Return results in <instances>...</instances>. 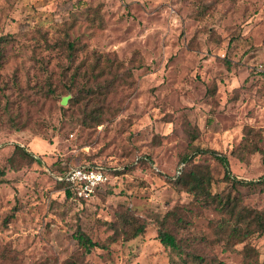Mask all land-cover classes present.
I'll list each match as a JSON object with an SVG mask.
<instances>
[{
	"label": "rangeland",
	"instance_id": "rangeland-1",
	"mask_svg": "<svg viewBox=\"0 0 264 264\" xmlns=\"http://www.w3.org/2000/svg\"><path fill=\"white\" fill-rule=\"evenodd\" d=\"M0 37V264H264V228L177 182L207 165L264 214V0H0ZM81 163L110 174L86 200L55 174Z\"/></svg>",
	"mask_w": 264,
	"mask_h": 264
},
{
	"label": "trees",
	"instance_id": "trees-1",
	"mask_svg": "<svg viewBox=\"0 0 264 264\" xmlns=\"http://www.w3.org/2000/svg\"><path fill=\"white\" fill-rule=\"evenodd\" d=\"M5 39V37H0V40ZM73 44L70 43V46ZM0 54L4 55V52L0 48ZM39 148L42 147V144L40 141H33ZM20 149L25 150V154L28 157H34L33 153L31 151H28L24 148V145H17ZM212 152L215 154V156L223 163V165L226 167V174L232 178L234 176L231 175L230 172V166H229V159L226 155L220 154L219 152L212 150ZM37 160H40L37 157ZM185 160H188V157H185ZM81 164H86V163H81ZM91 165H97V164H92L88 163ZM77 165V164H76ZM187 164L183 167L181 172L179 173L177 177V182L183 186L187 191L192 192L194 196L198 198H203V199H209L210 201H216L218 203H221L222 207L226 209V211L229 214L228 219H224L222 221L221 227L223 228V233H226L228 238L230 239L231 237L239 236L243 232H247L250 228L258 224L262 228H264V214L260 211L255 212L253 209L249 207H243L238 209L237 204H232L231 203V198L227 197L225 200H223L222 197H218L215 193L212 192L211 190V182L212 178L210 175L209 167L204 164H194L193 166L189 165L186 167ZM74 166V165H72ZM59 171L57 174L64 173L67 171L70 167ZM103 166V165H99ZM104 167V166H103ZM4 172V171H0ZM235 179V178H234ZM56 180L60 182V184L63 187V191L65 192L66 196L79 199V200H86L93 195H95L104 185H106L110 179L102 184L101 186L97 187L93 194L90 197H82L77 194V191L74 187V185L67 181V180H60L56 177ZM241 180V179H239ZM246 182H252V181H246ZM255 212V214H253ZM172 216L176 218V223L177 222H182L184 218L178 214L172 213ZM168 217H165L162 219V226L159 229V238L160 240L168 246H172L175 249L181 250V244L178 241L176 235L169 229V227H165L164 225L166 224V220ZM233 221V224H231V220ZM246 222V226H244V223ZM119 227L116 226L115 232L112 234V240L115 241L117 240L120 236H122V232L119 231ZM145 230V224L144 222H136L133 224L131 232L129 234L124 235L125 239H129L135 236H138ZM126 232V231H124ZM77 236L79 240L86 244L90 245L91 241L90 239L84 234V233H77ZM215 264H226L222 261H216Z\"/></svg>",
	"mask_w": 264,
	"mask_h": 264
},
{
	"label": "built area",
	"instance_id": "built-area-1",
	"mask_svg": "<svg viewBox=\"0 0 264 264\" xmlns=\"http://www.w3.org/2000/svg\"><path fill=\"white\" fill-rule=\"evenodd\" d=\"M60 180L71 182L79 196L90 197L95 189L110 179L109 172L99 165L77 164L56 175Z\"/></svg>",
	"mask_w": 264,
	"mask_h": 264
}]
</instances>
